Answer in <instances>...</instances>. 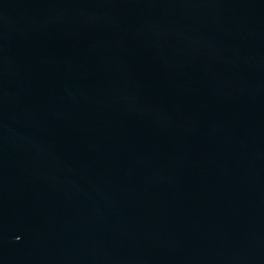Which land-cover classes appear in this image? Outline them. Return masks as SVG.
<instances>
[{
    "label": "water",
    "instance_id": "water-1",
    "mask_svg": "<svg viewBox=\"0 0 264 264\" xmlns=\"http://www.w3.org/2000/svg\"><path fill=\"white\" fill-rule=\"evenodd\" d=\"M0 264H264V0H0Z\"/></svg>",
    "mask_w": 264,
    "mask_h": 264
}]
</instances>
